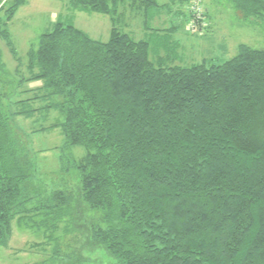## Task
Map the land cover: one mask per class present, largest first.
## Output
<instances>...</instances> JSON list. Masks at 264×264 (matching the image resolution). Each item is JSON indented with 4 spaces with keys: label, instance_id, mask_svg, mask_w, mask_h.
Masks as SVG:
<instances>
[{
    "label": "trees",
    "instance_id": "obj_1",
    "mask_svg": "<svg viewBox=\"0 0 264 264\" xmlns=\"http://www.w3.org/2000/svg\"><path fill=\"white\" fill-rule=\"evenodd\" d=\"M194 1L177 15L204 35L207 10L197 0L195 17ZM226 1L264 22V0ZM25 3L0 6V38L15 60L7 25ZM65 6L108 16L109 37L58 18L27 51L20 79L0 52V244L16 220L41 236L29 246L45 256L34 264H264V49L240 44L220 64L165 66L170 54L152 59L150 42L126 32L138 16L149 30L157 0ZM50 111L58 119L49 125L19 126ZM56 129L61 150L84 155L62 153L46 184L27 133Z\"/></svg>",
    "mask_w": 264,
    "mask_h": 264
},
{
    "label": "rangeland",
    "instance_id": "obj_2",
    "mask_svg": "<svg viewBox=\"0 0 264 264\" xmlns=\"http://www.w3.org/2000/svg\"><path fill=\"white\" fill-rule=\"evenodd\" d=\"M6 0H0V6ZM160 7L144 29L143 17L130 19L126 32L135 40L150 42L151 58L170 54L164 65L189 66L203 60L220 64L236 55L238 46L246 44L255 49H264V22L244 20L240 13L226 0H203L207 10V27L204 35H192L186 31V21L177 15V10H184L185 0H157ZM66 0H26L19 7L7 25L9 39L15 49V60L5 41L0 38V52L5 69L10 77L26 75V53L30 48L38 46L42 33L51 29L59 18L60 21L74 25L88 34L92 39L107 41L111 24L108 16L99 13L69 11ZM186 12V11H185ZM152 13V14H153ZM173 27V28H172ZM20 64L18 73L16 66ZM41 82H31L22 88H35ZM25 97V96H24ZM42 105V103H39ZM58 119V113L50 111L35 123L19 117V126L23 131L35 129L33 126H46ZM28 145L36 152L35 159L39 166V174L46 184L50 182L59 168V157L65 152L64 160L69 156L78 158L84 155V149L76 146L61 150L63 137L60 130L43 131L35 134L27 133ZM12 235L5 245L0 244V264H34L44 259L41 251L30 249V245L39 242L41 236L20 228L16 220L12 221Z\"/></svg>",
    "mask_w": 264,
    "mask_h": 264
},
{
    "label": "built area",
    "instance_id": "obj_3",
    "mask_svg": "<svg viewBox=\"0 0 264 264\" xmlns=\"http://www.w3.org/2000/svg\"><path fill=\"white\" fill-rule=\"evenodd\" d=\"M198 4H199L198 1L195 0L193 5L191 6V12L195 15V17L200 18V16L202 14H201V10H200Z\"/></svg>",
    "mask_w": 264,
    "mask_h": 264
}]
</instances>
